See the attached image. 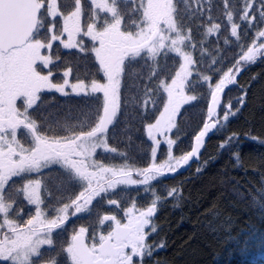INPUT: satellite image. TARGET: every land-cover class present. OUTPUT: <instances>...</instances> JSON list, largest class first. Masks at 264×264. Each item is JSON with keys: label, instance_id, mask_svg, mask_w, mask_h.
I'll return each instance as SVG.
<instances>
[{"label": "trees", "instance_id": "16d2710c", "mask_svg": "<svg viewBox=\"0 0 264 264\" xmlns=\"http://www.w3.org/2000/svg\"><path fill=\"white\" fill-rule=\"evenodd\" d=\"M52 1L57 4V15L50 12ZM38 2L41 14L32 39L51 44L46 72L52 81L61 83L67 75L71 82L105 83L107 76L91 40L83 36L79 41L82 48L71 49L57 38L62 34L64 17L78 5L85 27L111 20H97L101 15L92 0ZM114 3L122 19V36L141 30L145 0ZM252 3L253 0H172L177 33L183 39L184 51L193 57L192 75L186 85L193 100L177 111L175 127L169 132L177 158L190 152L194 140L210 121L209 102L229 71L243 66L240 62L253 44L264 45V36L259 35L264 32V18L255 7V22L250 24V15H246ZM255 3L264 4V0ZM151 45L155 47L154 42ZM181 62L172 48L158 52L155 48L153 52L146 46L124 57L118 89L119 112L109 132L104 133L107 149L99 148L94 155L100 167L135 175L151 166L152 143L146 126L155 122L163 110L166 94L162 84L173 79ZM40 68L38 64L37 69ZM246 85H250L247 103L235 116L228 111L229 119L224 121L227 105L236 108ZM106 101L102 92L64 95L49 91L31 110V118L40 134L74 139L99 129ZM212 120L219 121L216 132L201 159L186 173L163 174L147 184L118 187L96 197L53 235L52 247L42 249L34 262L54 260L62 264L73 234L84 230L88 239L97 240L109 231L110 222L102 224L105 215L118 216L132 208L156 206L147 232L153 255L145 253L143 264H264V143L245 136L250 131L264 139V53L256 64L244 67ZM232 133L239 134V140L221 149L219 145ZM165 154L166 146H162L159 162ZM62 175L63 179L69 177L65 171ZM71 183L70 177L63 184V199L69 194L74 199L75 192L81 197L88 193V183L79 180L68 185ZM161 242L164 247L157 250ZM122 264L140 262L133 255Z\"/></svg>", "mask_w": 264, "mask_h": 264}, {"label": "flooded vegetation", "instance_id": "af4514ba", "mask_svg": "<svg viewBox=\"0 0 264 264\" xmlns=\"http://www.w3.org/2000/svg\"><path fill=\"white\" fill-rule=\"evenodd\" d=\"M72 35L71 39H73ZM108 38L109 42L106 45L118 44L115 40L116 36L109 35ZM27 45L28 43L7 53L0 51V181H6L7 184L5 187L4 183H0V194H2V199H0V249L5 245L9 248L16 245L17 247L24 246L25 239L32 230L33 219L34 222L37 219L43 222L55 221L38 227L45 230L44 232H50L51 236L50 245L42 249L51 248L53 235L64 229L68 220L80 214L79 205L83 203L81 196H78L76 192L74 199L73 194L63 199L61 196L64 190L63 184L67 183L70 177L72 183L68 185L77 184L79 180L86 183L89 181L88 177L80 173L79 166L84 155L73 139L64 140L60 136L51 137L38 133L36 122L31 118V110L42 101V96L49 91L60 93L59 88L65 87V82L68 83L69 77L66 75L61 83H54L51 75L46 72L48 64L38 61L34 62L33 67L39 64L41 65L40 70L33 69L34 74H29L30 70L22 68L20 59ZM112 46L114 47L113 44ZM7 56H9L7 63H1V57ZM52 85L53 88L48 90ZM176 114L177 108L173 113L174 118ZM81 155L83 158H79ZM12 171L17 174L9 180L8 177ZM64 171L69 176L67 179H63L62 172ZM31 188L38 193L36 204L32 203L29 197ZM73 191H75L74 188ZM142 210L132 208L129 211L130 218L124 217L126 216L124 212L114 216V220L108 221L110 222L109 231L104 234V239L111 235L115 222L134 228L126 241L115 244L120 246L115 264H122L129 257L131 260V256L135 255V245H138L141 235L140 229L144 228L146 234L150 229L151 223L144 225V221L138 228L135 226L137 215ZM133 216H136L134 222L131 219ZM60 218L63 219L58 221ZM152 218L146 219L151 221ZM81 232L85 235L90 249L104 240L91 245L86 232L78 231L71 236L66 248L67 259H63L62 264H80L77 257L73 261L67 249L71 246L73 237ZM25 254L24 250H15L9 258L10 264H57L54 260L34 262L33 259L38 254L32 258L25 257ZM98 257L99 254L96 253L95 259Z\"/></svg>", "mask_w": 264, "mask_h": 264}, {"label": "rangeland", "instance_id": "374dc122", "mask_svg": "<svg viewBox=\"0 0 264 264\" xmlns=\"http://www.w3.org/2000/svg\"><path fill=\"white\" fill-rule=\"evenodd\" d=\"M115 0H92L95 9L99 12L101 17H98V21H102L101 18H108L111 22H105V24L99 25L97 23L83 26L80 18V5L72 11L69 15L64 17L62 34L58 41L62 42L65 46H70L71 49L82 48L79 44L82 37L85 36L91 40L92 44L96 46V56L99 63L101 64L104 73L107 76L105 83H94L86 85L81 82H65V87L59 88L61 94H88L102 92L105 99L110 100L111 103L115 104L116 89L120 83L121 67L124 57L129 54L140 51L141 49L157 52L163 48H172L173 51L182 58L181 66L176 72L173 79L169 82L162 84V88L166 94V101L163 110L158 116L157 120L146 126V134L149 141L152 143V155H151V166L139 173L132 175L126 173L124 170L112 171L107 168L100 167L95 162L94 155L99 148L107 149V144L104 142V134L100 131V128L90 134L76 137L73 139L74 143L79 147L81 155L79 158H83L79 166L80 173L83 176L88 177V193L83 195L81 199L83 203L79 205L80 210L87 207L94 201L96 197L107 194L108 190L116 189L118 187L128 188L132 186H140L145 180H148L151 176L158 175L159 172L169 174L167 171L169 167L175 165L177 158L173 153V142L169 135L170 130L173 126V113L177 108L179 112L184 106L193 100V97L186 92V85L192 75L193 57L184 51L183 39L177 33L175 26L172 10V0H145L144 13H143V26L141 30H137L135 34L124 33L122 36L123 25L122 19L116 9ZM50 12L52 15L59 14L57 4L55 1L51 2ZM98 15V16H99ZM113 20V22H112ZM73 34V35H72ZM71 35L72 38L71 39ZM109 35L120 36V40L115 39L118 44L110 43L106 45ZM117 38V37H116ZM73 41V42H72ZM154 42L153 45L149 46L150 43ZM75 43V44H74ZM51 44H44L36 39H31L28 45L23 49L21 54V66L24 70L29 69V74H34L33 67L34 62L48 64L47 50ZM157 45V47H156ZM106 47V50H105ZM46 51V53H45ZM9 56L1 57V63H7ZM222 82L215 90V93L223 87ZM67 86V87H66ZM49 87L48 90L52 89ZM95 89V91H93ZM162 146H166L165 158L162 161H158L160 150ZM86 165H84L85 163ZM86 173V175H84ZM147 173V174H145ZM162 176V175H160ZM154 179H151L152 181ZM94 189V190H93ZM30 200L36 204L38 201V193L34 188L30 190ZM129 212L126 216L130 218ZM136 217V216H135ZM133 216L132 221H135ZM63 219V218H62ZM61 218L58 221L62 220ZM55 221L43 222L40 219L34 222L32 220V230L25 239L24 246L17 245L14 247L16 250H24L26 252L25 257L32 258L36 256L40 249L49 246L51 243L50 232H44L45 230L39 229L42 225L54 223ZM102 224H106L102 221ZM108 226V225H107ZM48 233V234H47ZM104 239L102 237L97 240H90L91 245H96ZM137 248L138 245H135ZM35 249V251H33ZM70 257L72 258L71 254Z\"/></svg>", "mask_w": 264, "mask_h": 264}, {"label": "water", "instance_id": "95a60500", "mask_svg": "<svg viewBox=\"0 0 264 264\" xmlns=\"http://www.w3.org/2000/svg\"><path fill=\"white\" fill-rule=\"evenodd\" d=\"M40 13L41 6L38 0H0V51L3 53H7L12 49L19 48L27 44L38 28ZM116 37L117 40H120L119 35ZM238 79L239 77L237 78V80ZM236 83L229 84L227 88L222 87L214 94L209 102L208 107L210 121L205 124L203 132L206 128L210 127L211 124L216 123L212 119L222 107L226 93L233 86H235ZM113 108V103H107L102 113L105 117L110 116L112 114ZM116 116L117 114L115 115V119ZM115 119L113 120L111 125L107 127V131L104 130V124H102L100 120V131L102 133L109 132ZM216 129L217 125L214 129L208 131L206 136L202 137L203 147L199 149L198 158L193 157L189 159L184 167L180 168L174 173H186L195 163H197L201 159L205 147L210 138L216 132ZM198 138H201V134H199L194 140L190 152L185 157L189 156V154L196 147H199V145L197 144ZM153 210H155V207H153V209H146L140 212L137 215L135 226L138 228L139 226H141L142 222L146 220V218L154 217L155 215H151ZM104 219L106 221H110L114 220V217L112 215H106L104 216ZM133 231L134 228L132 226H125L121 223L115 222L112 226L111 235L107 236L99 245H97L93 249L89 248L85 235L83 233L76 234L75 236L79 237L81 244V251L77 253V258L80 264H115V258L119 255L120 250V246L115 244L126 241ZM96 253L99 254V257L97 259H95ZM129 259L130 258H128V260Z\"/></svg>", "mask_w": 264, "mask_h": 264}, {"label": "snow or ice", "instance_id": "6c2138e0", "mask_svg": "<svg viewBox=\"0 0 264 264\" xmlns=\"http://www.w3.org/2000/svg\"><path fill=\"white\" fill-rule=\"evenodd\" d=\"M253 7H255L257 9V13L259 14V16L261 18H264V4L257 5L255 3V0H253V3L251 5H249L248 12L246 13V15H250V20H249L250 24L255 22V20H256V15L252 14V8ZM259 35L264 36V32L259 33ZM261 53H264V45L257 46L256 44H253L248 49L246 54L243 56L242 61L240 62L243 66L229 71L228 75L225 78V82L223 83V87L227 88L229 86V84H235L237 82V78L243 72L244 67H246L248 65L256 64L257 61L260 60V58H261ZM248 87H250V85H246V86L242 87L241 95L238 98L240 102L236 106L235 109L232 108L231 104L227 105L225 115L223 116L224 121H227L229 119V116L227 114L228 111H231L232 115L235 116L240 110L243 109L245 103H247ZM93 91H95V89H93ZM76 94H80V93L77 92ZM106 103H111V101L108 100V101H106ZM118 112H119V91H118V85H117L115 104H114L112 114L110 116L105 117L104 114L102 113L101 123L104 124V130L105 131H107V127H109L111 125V123L115 119V115ZM214 115H215V113H214ZM218 123H219V121H216V123H213V124H211L210 127L206 128L205 131L201 133V138L197 139V144L199 145V147H196L189 154V156H187L181 160H177L175 165L172 167H169L167 169V171L174 174L175 171H178L180 168L184 167V165L188 162L189 159H191L193 157L198 158L199 149L201 147H203L202 137L206 136L207 132L214 129ZM173 127H175L174 124H173ZM245 136L252 139V140L258 141L259 143H264V139H261L260 137L253 136L250 131L246 132ZM238 140H239V134L232 133L231 135L226 137L225 141L222 144H220L219 147L221 149H223V148L227 147L230 142H236ZM36 166L37 167L39 166V162L37 163ZM16 174L17 173L15 171H12L10 173L8 179L10 180L12 178V176H15ZM163 174H165V173L159 172L158 175L151 176L148 180H145L144 183H149L151 179H158L159 176L163 175ZM0 183H4L5 187L7 186L6 181H0ZM174 191H175V189H173V192ZM171 195H172V193H169V196H171ZM0 199H2V194H0ZM157 199H159V198H157ZM151 215H153V216L155 215V210H153ZM150 223H151L150 220L146 219L144 221V225H148ZM155 231H156V229L153 228L152 232L155 233ZM140 233H141V235L139 237L138 247L135 250V257L140 262V264H143L145 253H147V256H149V257L152 256L153 253L150 250L152 248V245L147 242V234L145 233L144 228L140 229ZM163 247H164V243L161 242L159 244V246L157 247V250H159ZM15 250L16 249L14 247L9 248L6 245L2 249H0V264H10L9 258L12 257V254H13V252H15ZM33 251H35V249H33ZM67 251L69 254H71L73 261H75L76 257H77V253L79 251H81V244H80V240H79L78 236L73 237L72 242H71V246L67 249Z\"/></svg>", "mask_w": 264, "mask_h": 264}]
</instances>
